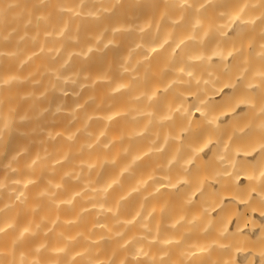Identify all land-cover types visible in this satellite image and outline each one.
Masks as SVG:
<instances>
[{"label":"bare ground","instance_id":"bare-ground-1","mask_svg":"<svg viewBox=\"0 0 264 264\" xmlns=\"http://www.w3.org/2000/svg\"><path fill=\"white\" fill-rule=\"evenodd\" d=\"M0 264H264V0H0Z\"/></svg>","mask_w":264,"mask_h":264}]
</instances>
